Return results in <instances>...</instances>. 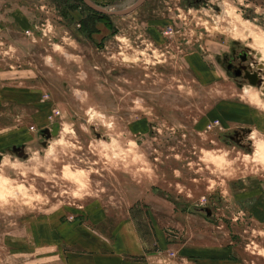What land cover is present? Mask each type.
<instances>
[{"label": "rangeland", "instance_id": "obj_1", "mask_svg": "<svg viewBox=\"0 0 264 264\" xmlns=\"http://www.w3.org/2000/svg\"><path fill=\"white\" fill-rule=\"evenodd\" d=\"M253 93L264 0H0V264H264Z\"/></svg>", "mask_w": 264, "mask_h": 264}, {"label": "clouds", "instance_id": "obj_2", "mask_svg": "<svg viewBox=\"0 0 264 264\" xmlns=\"http://www.w3.org/2000/svg\"><path fill=\"white\" fill-rule=\"evenodd\" d=\"M251 99L254 103H256L258 107L264 108V101H261L255 93L251 95ZM259 138H264V133H260L259 131H257L254 134L253 132H251L250 135L248 136V139L252 141L253 148H254L255 141ZM51 154H52L51 151H49L48 155H51Z\"/></svg>", "mask_w": 264, "mask_h": 264}, {"label": "flooded vegetation", "instance_id": "obj_3", "mask_svg": "<svg viewBox=\"0 0 264 264\" xmlns=\"http://www.w3.org/2000/svg\"><path fill=\"white\" fill-rule=\"evenodd\" d=\"M240 56H241V58H242V61H245L246 60V56L243 54H240ZM244 67V66H243ZM234 67L232 66V64H228V66H227V69L228 70H231V69H233ZM243 70V69H242ZM235 71V75L237 76V75H241V69H236V70H234ZM249 79L251 80V81H253V82H255V80H256V77H255V75H253V76H249Z\"/></svg>", "mask_w": 264, "mask_h": 264}]
</instances>
